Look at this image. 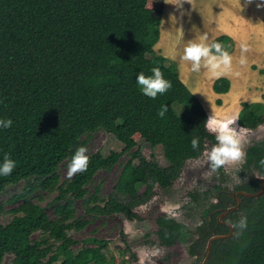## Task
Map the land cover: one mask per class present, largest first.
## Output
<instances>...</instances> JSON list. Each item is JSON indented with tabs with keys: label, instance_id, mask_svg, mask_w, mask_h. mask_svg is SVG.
<instances>
[{
	"label": "trees",
	"instance_id": "obj_1",
	"mask_svg": "<svg viewBox=\"0 0 264 264\" xmlns=\"http://www.w3.org/2000/svg\"><path fill=\"white\" fill-rule=\"evenodd\" d=\"M146 2L0 0V119L13 121L11 127L0 128V163L5 154L16 162L11 175L0 176V193L22 184L5 200L12 207L5 209L0 202V213L10 215L0 223V264H110L114 255L106 252L104 238L86 236L74 247L78 240L70 232L84 228L92 217L115 212L140 218L134 209L153 195L155 184L168 188L187 159L200 156L207 141L217 143L205 127L207 112L200 99L180 78L175 62L154 47L160 38L162 3L150 9ZM213 42L229 53L235 47L228 34L208 44ZM153 67L172 84L155 99L143 95L136 83L139 72L152 75ZM230 85L221 76L212 89L227 92ZM109 95L120 107L116 116L103 106ZM162 105L168 111L160 117ZM237 117L242 127H257L264 122V102L241 101ZM153 125L165 166L136 145L107 154L93 151L87 154L85 172L71 179L60 176V166L95 131L127 142L136 131L148 139ZM194 136L200 141L197 150L191 147ZM262 158L264 139L248 146L244 166L264 172ZM116 163L120 171L103 195L100 184H93L94 176ZM237 188L251 190L253 185L244 182ZM41 192L53 193L47 204L52 214L41 204ZM242 216L247 227L214 241L206 264H264V192L244 198L230 213L233 222ZM156 222L164 244L185 235L182 225L169 217L158 215Z\"/></svg>",
	"mask_w": 264,
	"mask_h": 264
},
{
	"label": "rangeland",
	"instance_id": "obj_2",
	"mask_svg": "<svg viewBox=\"0 0 264 264\" xmlns=\"http://www.w3.org/2000/svg\"><path fill=\"white\" fill-rule=\"evenodd\" d=\"M229 1H231L230 3L236 1V3L233 2L230 5L226 0H163V2L147 0L146 6L150 9H156L162 3L160 38L159 42L154 45L155 49L164 55L168 52V49L176 46L178 47L176 53L182 56L183 49L190 40H196V38H201L202 36L209 37L210 26L215 18L224 14L229 16V13H227L229 11H237V0ZM255 43L256 49H258L260 42L256 41ZM245 53L246 55L251 54ZM177 63L175 62L176 66ZM245 69L246 71L239 73L234 79L231 93L235 94V103L234 101L230 102V104H233V108L230 111L228 109L230 115H221L222 105L219 106L218 121L220 122L231 120L237 115L238 100L235 96H238L241 90H253L264 94V55L259 61L249 60ZM177 70L179 73L181 72V76L184 78L182 66L178 64ZM262 101L264 102V98H262ZM210 102H212L211 97ZM103 106L112 116L120 113V107L111 95L106 97ZM237 127H240V125L238 124ZM244 129L247 130L246 138L248 141L245 144V150L250 143L264 137V122L254 129ZM136 145L140 146L142 153L147 158H155L161 166L167 164L161 149L160 135L155 125L149 128L148 139H144L136 131L127 142H121L113 135L100 129L89 137L85 147L88 150L87 154L98 149L102 153L107 154L111 150H125L129 146L135 148ZM212 146L213 144L207 141L205 149L200 156L187 159L178 177L174 179L168 188L162 189L155 184L153 195L147 201L135 207V211L140 215V218H127L119 212L92 217L84 228L70 232L73 239L78 240L73 246L77 247L80 239L86 236H96L107 241L106 252L114 255L110 264H193L195 260L200 264L204 257L205 246L202 247L195 257L189 254L184 243H177L171 248L157 244V239L152 232L155 231L154 217L160 212L174 216L188 229L195 227L199 219L193 217V212L189 210L191 209L189 206L191 202L189 192L197 190L198 193H201L203 189L218 182L225 186L233 187L245 175L244 171L241 172L243 162L226 165L213 172L206 155ZM70 161L67 160L60 166L59 172L62 178L67 177ZM120 167L116 163L111 169H101L95 174L93 184H100L101 194L105 195L110 192ZM21 186L22 184L10 185L4 192L0 193V202L4 203L5 209L13 206L12 203H6L5 200L13 193L19 192ZM41 194L43 195L41 204L47 206L53 197V193L41 192ZM77 204V213L80 215L81 208L79 203ZM47 210L52 214L51 207L47 206ZM9 219L10 215L8 213H0V223H5ZM165 253H168L169 258L164 256Z\"/></svg>",
	"mask_w": 264,
	"mask_h": 264
},
{
	"label": "clouds",
	"instance_id": "obj_3",
	"mask_svg": "<svg viewBox=\"0 0 264 264\" xmlns=\"http://www.w3.org/2000/svg\"><path fill=\"white\" fill-rule=\"evenodd\" d=\"M252 0H246L251 3ZM243 10V6L241 5ZM258 7L262 5H257ZM207 36H202L200 41L190 40L183 49L181 59L190 62L192 72H200L201 68L208 70L213 78H219L227 75L232 68V55L224 49L221 43H206ZM247 46L241 45V51L246 52ZM245 62L243 56L240 63ZM152 75L146 76L144 72H139L136 76V83L143 95L155 99L158 94L166 93L171 87V81L164 78L159 67L151 69ZM168 111L167 105H162L158 115L163 117ZM238 117L225 122H220L212 115L208 117L205 123L206 129L215 135L217 143L207 152V159L213 172L223 166L237 164L245 161V144L247 141V130L242 126L237 127ZM13 121L9 119H0V128H9ZM200 146L199 137H193L191 147L197 150ZM87 148L80 146L76 149L68 165L67 177L71 179L78 172H85L88 168L90 157L87 155ZM261 167H264V158L259 161ZM16 162L5 154L3 162L0 163V176L7 177L11 175ZM264 179V175H256ZM233 228L243 230L247 227V217L242 216L238 221H229Z\"/></svg>",
	"mask_w": 264,
	"mask_h": 264
},
{
	"label": "crops",
	"instance_id": "obj_4",
	"mask_svg": "<svg viewBox=\"0 0 264 264\" xmlns=\"http://www.w3.org/2000/svg\"><path fill=\"white\" fill-rule=\"evenodd\" d=\"M226 1L230 5L233 2L236 3V1H233L232 3H230L231 1L229 0ZM240 2L243 6V10L241 9ZM237 3L236 12L229 11L227 12L229 13V16L224 14L221 17L214 19L210 26V35L205 41L206 43H209V41L217 35L228 34L235 42V47L230 53L233 57L232 68L227 75H224L228 77L231 82L230 88L227 92L219 93L213 91L212 84L215 78L210 75L207 69L202 67L200 72H192L190 62L183 61L181 56L176 53V49H178V47H171L168 49V52L164 54L171 61L176 63L178 61L177 67L178 64L179 66H182V75L184 78H182L181 72L179 73L180 78L200 99L207 112V118L210 116L207 105L212 107V109L210 108L212 112L216 111V115L214 117L215 119L219 120V106L221 105L222 109L220 110V113H222L221 115L226 116L225 113L228 112V106L226 105H229L232 101L235 103V94L231 93L234 86V79H236V76L239 73L246 71V64L249 60L259 61V59L264 55V0H252L251 3H246V0H237ZM258 4L262 6L258 7ZM200 39L201 38H196L195 41L199 42ZM256 41L260 42L258 49H256ZM158 42L159 41H157V43ZM241 45H246L248 49L246 52L251 54L246 55L245 52L242 53ZM242 56L245 60L243 64L240 63ZM204 85H207L206 87L208 88L210 94L206 95V88ZM210 97L212 98V102H210ZM235 97H237L238 100V106L237 108L235 107L237 113L241 108V101H262V98H264L260 92L253 90L248 91L247 89L241 90L238 93V96ZM217 98L221 99V104L216 103Z\"/></svg>",
	"mask_w": 264,
	"mask_h": 264
},
{
	"label": "flooded vegetation",
	"instance_id": "obj_5",
	"mask_svg": "<svg viewBox=\"0 0 264 264\" xmlns=\"http://www.w3.org/2000/svg\"><path fill=\"white\" fill-rule=\"evenodd\" d=\"M263 139L264 137L260 140L250 143L249 145L256 142H261ZM248 146L246 147L245 152L247 151ZM244 162L242 164L241 172L244 171L245 175L242 177L241 180L236 182L233 187L225 186L221 182H218L213 183L206 189H203L201 193H198L197 190L189 192V197L191 198V202L189 204L191 209L189 210L193 212H191L193 217H197L199 219L195 227L188 229V227L183 225L182 222L178 221L174 216H170L164 212L156 214L154 217L155 231L152 232V234H154V236L156 237L157 244L171 248L177 243H184L187 246L189 254L195 256L198 255L202 247H206L207 241L212 235H222L231 232L230 235L227 237L214 238L211 242V250L214 241L232 237L235 234L236 229L233 228L232 225L229 223V221H232L233 219V217H230V213L232 214L233 212L239 209L244 198L257 197L264 192V185H262V182L256 176L264 175V172H260L259 170L252 167H245ZM244 182L253 185V189L247 190L245 188H237V186L244 184ZM242 191H246L249 193H256L259 191L260 192L255 195L248 196L242 193ZM235 205L236 207H234ZM158 215H164L174 221L179 222L185 229V235L182 236L181 239H176L173 243L169 245L160 242L157 235L158 224L156 222V217ZM237 216H239V214H237ZM211 222H213L212 225L210 224ZM198 227H200V229L205 232L204 236L200 234V230L198 229ZM146 235L148 236V234ZM199 245L200 248L198 247ZM164 256L169 258L168 253H165ZM193 264L199 263L197 262V260H195Z\"/></svg>",
	"mask_w": 264,
	"mask_h": 264
},
{
	"label": "water",
	"instance_id": "obj_6",
	"mask_svg": "<svg viewBox=\"0 0 264 264\" xmlns=\"http://www.w3.org/2000/svg\"><path fill=\"white\" fill-rule=\"evenodd\" d=\"M259 179H260V181L262 182V185H264V179H262V178H259ZM261 190H262V189H261ZM261 190H260V191H261ZM260 191H259V192H260ZM259 192H256V193H249V192H246V191H242V193H244L245 195H248V196H252V195L258 194ZM234 207H236V205H235ZM230 233H231V232H229V233H227V234H222V235H212V236L208 239V241H207V245H206V249H205V254H204V257H203V259H202V261H201L200 264H206V262H207V260H208V257H209V255H210V251H211V242H212V240H213L214 238H217V237H227V236L230 235Z\"/></svg>",
	"mask_w": 264,
	"mask_h": 264
},
{
	"label": "bare ground",
	"instance_id": "obj_7",
	"mask_svg": "<svg viewBox=\"0 0 264 264\" xmlns=\"http://www.w3.org/2000/svg\"><path fill=\"white\" fill-rule=\"evenodd\" d=\"M207 84V83H206ZM205 86V88H206V95L207 94H210L209 93V90H208V88L206 87L207 85H204ZM211 105V104H210ZM226 106H228V109H229V111L233 108V104H229V105H226ZM235 106V105H234ZM207 107H208V110H209V114H210V116L212 115L213 117H215V112H212V107H210L209 105H207ZM224 107V106H223ZM211 108V109H210ZM214 110V109H213ZM227 110V109H226ZM228 115H230V112L228 113V112H226V116H228ZM237 116V115H236ZM236 116H234L232 119H235L236 118ZM230 119H231V116H230ZM231 119V120H232Z\"/></svg>",
	"mask_w": 264,
	"mask_h": 264
}]
</instances>
